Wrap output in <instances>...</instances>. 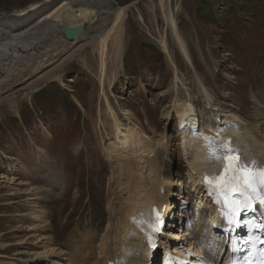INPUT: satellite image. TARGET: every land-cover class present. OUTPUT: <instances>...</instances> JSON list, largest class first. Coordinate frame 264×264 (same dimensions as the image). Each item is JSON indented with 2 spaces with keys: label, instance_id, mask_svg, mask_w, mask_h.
<instances>
[{
  "label": "rangeland",
  "instance_id": "374dc122",
  "mask_svg": "<svg viewBox=\"0 0 264 264\" xmlns=\"http://www.w3.org/2000/svg\"><path fill=\"white\" fill-rule=\"evenodd\" d=\"M42 1L0 0V20ZM102 1L108 6L95 24L84 28L86 37L69 41L76 40L49 65L36 69L29 64L33 69L27 76L0 93V264L43 263L51 253H61L59 211L76 209L107 191L112 174L103 153L112 136L109 108L122 128L131 125L142 145L154 149L149 162L160 176L164 168L169 170L173 181L192 180L183 173L182 145L177 137L171 138L175 108L185 103L193 105L206 123L210 100V106L243 121L264 144L257 114L264 115V0ZM160 1L166 2L165 13L171 11L175 30L167 25ZM58 3L31 22H42ZM127 5L119 53L109 44L101 72L94 40L113 25L117 7ZM39 149L44 155L41 167L34 170L35 163L40 165ZM121 164L126 162L116 166ZM62 169L70 186L59 194ZM113 188L109 185V194ZM42 192L50 195L44 204L36 202ZM181 194L184 201L188 195L194 201V195ZM101 205L97 209L106 212V204ZM179 227L172 232L178 233ZM46 239L56 248L48 247ZM194 242L196 251L203 250L209 258V240Z\"/></svg>",
  "mask_w": 264,
  "mask_h": 264
},
{
  "label": "bare ground",
  "instance_id": "6f19581e",
  "mask_svg": "<svg viewBox=\"0 0 264 264\" xmlns=\"http://www.w3.org/2000/svg\"><path fill=\"white\" fill-rule=\"evenodd\" d=\"M57 2L59 3L55 8L42 16V22L35 24L31 22L38 13L48 10ZM107 3L102 0H45L23 9L11 19L5 17L4 20H0V72L3 71V75L0 74V93L11 83L20 82L27 76V70L33 65L39 69L55 60L68 45L76 41L65 40L61 36L63 29L68 26H79L84 30L86 26L95 24L104 13L102 9L108 6ZM165 3L160 1L159 7L164 12L167 25L175 30L171 11L168 10L167 13L164 11ZM127 10L128 5L118 6L113 25L110 29L102 31V34L94 40L93 50H96L99 55L101 72L107 63L106 51L109 44H112L115 51L119 53L123 21ZM21 23L24 25L18 26ZM18 29L21 30L18 32ZM161 43L163 51L167 53L165 43ZM179 46L187 57L184 44L179 43ZM31 63L32 66L29 65ZM210 103L209 100L206 106L210 107V116L206 123L202 119L204 117L199 119V115L190 103L175 108V129H182V137L179 140L182 145L185 171L187 174L193 173L194 176L192 177L193 187L198 184V179L202 176H212L221 172L220 166L212 160L213 153L222 155L231 152L232 155L239 156L242 164L247 165V161L254 159L258 167L264 166V144L249 132L243 121L232 114V116L224 115L225 112L220 107L210 106ZM112 110L109 108L107 111L113 122L112 136L108 140V148L105 147L103 153L108 166L111 165L112 177L109 185L114 186L112 193L109 194L108 185L107 191L101 193L97 200L88 201L73 210L64 208L59 211L63 218L60 231L62 243H57V247L63 251L57 254L51 253L49 259L45 257L43 263L38 261L37 264H161L162 262L174 264L173 255L181 253L183 258L200 254L196 251L194 241L199 243L200 238L206 237L207 241L210 240L209 244L214 245L216 242L215 232L210 231L216 223V217H210L212 209L209 207L210 215L207 216L206 221L202 218L200 207H198L199 214L196 222L187 219L186 215L181 216L180 210L184 207L182 202H187V199L183 200L185 196L181 193L188 192L182 187L184 183L178 179L173 181L175 176L172 173L170 175V171L165 168V174L160 176L156 166L149 162V159L155 156L154 149H151L148 144L142 145L139 134L131 125L122 128ZM257 114H259L258 123L264 130V115L262 112ZM196 126H198L197 129ZM173 135L171 138L179 137L177 133ZM189 136L194 140L193 143L185 141ZM165 142L168 144V141ZM39 152L41 149L38 150L36 161L40 165L35 163L34 170L41 167L40 156L44 154ZM171 154L172 152L170 160L173 156ZM121 161H125L126 164L117 167L116 164ZM105 173L106 170L102 178L105 177ZM181 173L178 171L179 177ZM59 184V194L64 193L70 186L68 179L64 177L63 169ZM174 188L178 190V195ZM192 192L194 205L202 206V192L196 189ZM40 194L42 196L36 202L44 204L50 195L44 192ZM104 194L106 197L102 196ZM103 203L106 204V212H100L96 207H101ZM173 209L176 210V214ZM39 218L41 219L37 217L36 220ZM185 218L186 224H183L181 221H185L183 220ZM32 219L34 220L33 217ZM157 221H160V225L165 223L160 237L153 231V227L149 226H154ZM170 223L172 227L169 226ZM178 224L182 225L179 227V232H172L174 226ZM192 226L196 228L193 229ZM205 226L208 228L207 231L204 229ZM165 228L168 229L165 230ZM190 229L194 230L195 235L189 231ZM157 239L158 242H156ZM46 240H49L48 247L55 246L52 240ZM177 241L181 243V247L175 243ZM212 262L216 261L212 260Z\"/></svg>",
  "mask_w": 264,
  "mask_h": 264
},
{
  "label": "snow or ice",
  "instance_id": "6c2138e0",
  "mask_svg": "<svg viewBox=\"0 0 264 264\" xmlns=\"http://www.w3.org/2000/svg\"><path fill=\"white\" fill-rule=\"evenodd\" d=\"M212 160L220 166L221 172L212 176L205 175L210 194H215L217 204L223 202V215L230 226L243 225L251 232L253 227L257 226L247 220H241V216L255 211L256 204L264 206V166L257 168L242 164L239 156L232 155L231 152L222 155L213 153ZM149 226L159 230L156 226ZM258 227L264 228V225ZM239 250L234 246L233 251ZM243 261L244 264H264V250L258 255L249 251Z\"/></svg>",
  "mask_w": 264,
  "mask_h": 264
},
{
  "label": "water",
  "instance_id": "95a60500",
  "mask_svg": "<svg viewBox=\"0 0 264 264\" xmlns=\"http://www.w3.org/2000/svg\"><path fill=\"white\" fill-rule=\"evenodd\" d=\"M82 32L83 30L79 26H68L63 29V37L68 41H71L74 38L79 39L82 35Z\"/></svg>",
  "mask_w": 264,
  "mask_h": 264
}]
</instances>
